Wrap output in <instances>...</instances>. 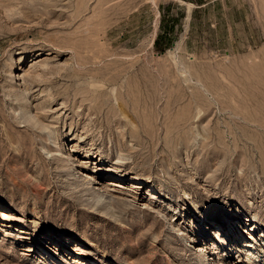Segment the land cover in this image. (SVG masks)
Segmentation results:
<instances>
[{"label":"rangeland","instance_id":"rangeland-1","mask_svg":"<svg viewBox=\"0 0 264 264\" xmlns=\"http://www.w3.org/2000/svg\"><path fill=\"white\" fill-rule=\"evenodd\" d=\"M217 262L264 264V0H0V264Z\"/></svg>","mask_w":264,"mask_h":264},{"label":"bare ground","instance_id":"bare-ground-1","mask_svg":"<svg viewBox=\"0 0 264 264\" xmlns=\"http://www.w3.org/2000/svg\"><path fill=\"white\" fill-rule=\"evenodd\" d=\"M218 229V228H217ZM216 234L214 235V236H217V237H219L220 238V240H222L223 241V243L226 245L227 244V242H228V240L226 241V239H229V236H227V238L226 237H224V236H222L221 235V232H220V229L219 230H217L216 232H215ZM252 237H253V235H252ZM231 240V242H232V239H230ZM195 241V240H194ZM229 246V245H228ZM250 246V244L249 243H246V244H243V247H245V248H247V247H249ZM216 264H219V262H217Z\"/></svg>","mask_w":264,"mask_h":264}]
</instances>
